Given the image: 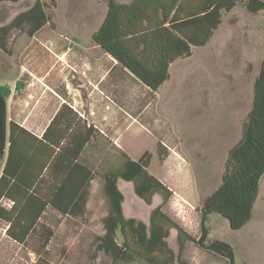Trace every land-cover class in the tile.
I'll list each match as a JSON object with an SVG mask.
<instances>
[{"label": "rangeland", "instance_id": "rangeland-1", "mask_svg": "<svg viewBox=\"0 0 264 264\" xmlns=\"http://www.w3.org/2000/svg\"><path fill=\"white\" fill-rule=\"evenodd\" d=\"M33 2H1L0 24ZM46 9L51 17L48 23L31 37L12 31L8 52L0 50V85H8L11 91L6 99L7 125L14 120L28 127L29 120L36 121L39 133L62 102L90 121L89 110L96 111L101 119L94 123L106 133L100 137L99 157L114 159L116 146L132 159L148 150V171L173 190L164 211L196 238V206L220 184L227 151L238 139L251 105L259 51L241 50V45L262 41L261 17L246 13L240 5L223 13L208 47L195 48L192 56L173 62L169 79L152 95L119 65L114 66L91 40L105 16V0H56ZM238 48L249 61L237 59ZM2 163L0 158V170ZM259 185L252 215L241 228L231 229L217 213L209 215V239L228 242L235 264H264V174ZM118 186L124 194L125 216L147 222L160 197L155 195L148 205L134 194L131 182L119 179ZM87 206L84 217L63 218L53 227L43 252L40 247V252L34 251L38 244L32 239L20 247L3 234L6 226L0 222V264L108 263L102 252L91 260L93 239L102 233L106 213L99 177L91 182ZM168 243L178 251L175 230L170 231ZM182 257L192 264H226L221 256L193 242H187Z\"/></svg>", "mask_w": 264, "mask_h": 264}, {"label": "trees", "instance_id": "trees-1", "mask_svg": "<svg viewBox=\"0 0 264 264\" xmlns=\"http://www.w3.org/2000/svg\"><path fill=\"white\" fill-rule=\"evenodd\" d=\"M16 2L18 0H0ZM55 5L56 0H48ZM106 13L91 34L92 42L131 77L155 93L169 79V66L202 46L222 23L223 13L241 5L253 15L264 12V0H105ZM43 0L0 24V50L8 52L12 31L33 36L50 15ZM20 82H17L16 87ZM7 99L10 87L0 85ZM67 102H62L40 136L14 120L8 122V145L0 170V222L5 235L22 247L28 239L45 251L63 218H82L87 212L91 182L101 180L106 213L101 234L93 239L92 262L99 252L110 261L102 264H192L182 257L187 242L235 264L232 246L209 239V215L217 213L231 229L251 217L264 173V60L253 83L251 106L240 138L228 149L220 184L196 206L199 234L195 238L171 218L164 206L173 191L148 171L151 153L137 159L116 146L115 158L101 151L100 132ZM2 158V157H0ZM131 182L134 194L152 205L147 222L127 217L118 180ZM175 230L178 251L168 243ZM42 248L40 251L38 249ZM95 264V263H93Z\"/></svg>", "mask_w": 264, "mask_h": 264}, {"label": "crops", "instance_id": "crops-1", "mask_svg": "<svg viewBox=\"0 0 264 264\" xmlns=\"http://www.w3.org/2000/svg\"><path fill=\"white\" fill-rule=\"evenodd\" d=\"M130 1V0H129ZM128 1V2H129ZM125 3H127V2H125ZM241 6V5H240ZM243 7V6H242ZM243 10L246 12V13H248L245 9H244V7H243ZM249 14V13H248ZM253 15V14H252ZM255 16H258V17H261V21L263 22V24H264V12H260L259 14H256ZM261 31H263V34H262V41L259 43V44H254V43H252V42H250V41H245V43H243L242 45H241V50H246V51H249V50H252V51H254V50H258L259 51V56H258V58L255 60V65H257V72H256V75H255V77H254V80H255V78H256V76H257V74H258V71H259V67H260V64H261V62L264 60V26H263V29L261 30ZM215 33V32H214ZM214 35L215 34H213V36L209 39V41H207L204 45H202V46H191V54L188 56V57H190V56H192V54L194 53V49L195 48H198V49H195V50H203V49H206V47H208V45H209V43H210V41L212 40V38L214 37ZM240 48H238L237 49V51H238V53H239V56L237 55V59L239 58V59H244V60H247V61H249L250 60V58H248L247 57V55L246 56H243V55H241L240 54ZM108 55V54H107ZM109 56V55H108ZM112 59V61H113V65L114 66H117L116 65V61L113 59V58H111ZM178 60V59H177ZM176 61V60H175ZM174 61V62H175ZM173 63V62H172ZM172 63L170 64V66L172 65ZM170 66H169V68H170ZM122 71L123 72H126L127 74H128V72L126 71V70H124L123 68H122ZM169 74H170V72H169ZM129 76L131 77V75L129 74ZM253 83H254V81H253ZM146 89V88H145ZM146 92H147V90H146ZM252 95H253V89H252ZM251 106V105H250ZM58 109V108H57ZM56 109V110H57ZM56 110H55V112H56ZM89 110V109H88ZM55 112L53 113V115L55 114ZM248 112V111H247ZM80 115H81V117H84L86 120H87V122H88V124H92L94 127H96L100 132H102L103 134H106L105 132H104V129L101 127V126H98L96 123H94L95 122V119L96 120H100L101 118L99 117V118H97V116H96V111H94V110H92V109H90L89 110V115H90V117L93 119V121H90V120H88V118L86 117V116H84V114L83 113H81V112H78ZM247 114V113H246ZM53 115H52V117H53ZM104 115V113L101 115V116H103ZM51 117V118H52ZM51 118L48 120V122H47V124L45 125V128H46V126L48 125V123L50 122V120H51ZM245 118V117H244ZM243 121H244V119H243ZM243 121H242V124H243ZM92 122V123H91ZM25 127V126H24ZM25 128H27L28 130H30L32 133H34L35 135H37V136H40L41 135V133L43 132V130L45 129H43L41 132H39L38 133V130H37V122L36 121H34V123L32 124V121L31 120H29V124H28V127H25ZM241 132H242V127H241ZM240 136H241V133H240V135H239V137H238V139L240 138ZM237 139V140H238ZM112 140H115V138L113 137V139ZM236 140V141H237ZM235 141V142H236ZM234 142V143H235ZM233 143V144H234ZM117 145L119 146V144H118V142H117ZM6 151H7V148H6V150H5V152H4V154H3V156H2V159H3V161H4V158H5V154H6ZM3 164V163H2ZM264 174V173H263ZM263 176V175H262ZM261 176V177H262ZM261 179V178H260ZM163 182V181H162ZM259 184H260V181H259ZM260 186V185H259ZM173 191V190H172ZM259 192V191H258ZM152 208V207H151ZM87 209H88V206H87ZM5 233V229L3 230V234Z\"/></svg>", "mask_w": 264, "mask_h": 264}, {"label": "water", "instance_id": "water-1", "mask_svg": "<svg viewBox=\"0 0 264 264\" xmlns=\"http://www.w3.org/2000/svg\"><path fill=\"white\" fill-rule=\"evenodd\" d=\"M6 110V98L0 90V157L3 156L8 145V125L6 121Z\"/></svg>", "mask_w": 264, "mask_h": 264}, {"label": "built area", "instance_id": "built-area-1", "mask_svg": "<svg viewBox=\"0 0 264 264\" xmlns=\"http://www.w3.org/2000/svg\"><path fill=\"white\" fill-rule=\"evenodd\" d=\"M71 106H72L73 109H75L73 105H71ZM75 110H76V109H75ZM76 111H77V110H76ZM79 115H80V114H79ZM80 116H81V115H80Z\"/></svg>", "mask_w": 264, "mask_h": 264}]
</instances>
